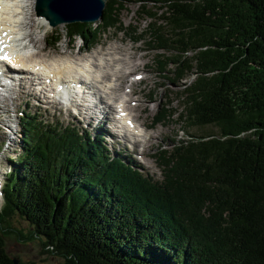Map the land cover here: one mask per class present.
<instances>
[{
	"label": "trees",
	"instance_id": "1",
	"mask_svg": "<svg viewBox=\"0 0 264 264\" xmlns=\"http://www.w3.org/2000/svg\"><path fill=\"white\" fill-rule=\"evenodd\" d=\"M131 4L149 22L128 29L157 51L168 82L194 77L176 92L181 121L219 132L161 150L159 182L111 154L101 128L80 134L25 111L0 221L25 218L28 238L63 264H264V0H107L100 22L67 24L70 42L127 33L121 14ZM12 259L0 234V264Z\"/></svg>",
	"mask_w": 264,
	"mask_h": 264
},
{
	"label": "rangeland",
	"instance_id": "2",
	"mask_svg": "<svg viewBox=\"0 0 264 264\" xmlns=\"http://www.w3.org/2000/svg\"><path fill=\"white\" fill-rule=\"evenodd\" d=\"M28 4L29 6L34 5V1L29 2ZM138 7L139 6L137 4H131L128 9L122 12L121 22L126 26V28L129 26L138 27L139 30H144L146 28L149 21L139 18ZM31 8V16L29 15L30 19L27 20V33L32 34L29 39L30 42L32 41V43H34L36 47L33 48V46L31 45V48L29 49L31 53L34 54L39 51L38 53H36V55L39 54L38 56L41 58L49 60L60 59L58 61L70 62L71 64L74 63L75 67L78 68V60H76L75 57L78 59H81L79 57H85V53H83L84 47L83 50L79 48V46L82 45V41L78 39L77 42L72 45L66 35L67 24H62L61 26L52 29L53 33L58 31L61 33L62 40L56 47L50 48V46H48L47 44V39L52 35V32L50 31V28L40 26L38 24L37 16H35V8ZM35 24L37 25V27ZM30 42L28 41L27 43L30 44ZM148 45L149 44L146 39H143L141 42H134L129 36H126L124 33L118 34L116 30H110L101 38V40L99 41V45L87 52V54L89 55V57L96 56V54L99 57V53L101 54V56L102 53H109V51H111L110 49L114 46L122 48V50H118L117 53H124V50L127 49L128 52L119 54L118 57L122 58L120 60L117 58V54L114 56L100 57L99 61L104 64L107 62V60L116 58L117 61H120V64L123 63V66L125 68H122V66L120 65H115L112 67V69L119 68L116 70V72L121 73V68L124 70H122L124 72V78H122L123 81L134 74L137 75L143 73L145 75L141 82L135 79L136 75L132 77L135 80H130L129 78L128 84L132 83V81H135V83L131 85L134 89H136L135 99L139 98V93H141V98L139 99L138 104H133L137 100H131L129 106L132 110L130 114L133 121L138 123V125L140 126H144L140 129L141 133L143 131V133L141 134L142 136L137 137V139L145 141L146 148L134 147L133 149L132 144L127 142H120L121 144H117L115 143L117 142L116 140H112L109 137L105 138V141L108 145V150L112 154L119 152L125 159H127L126 157L130 159L129 154H131L132 161L134 163L135 161H137L141 164V166H138L139 168H141L144 174H147L154 181L161 182L165 179L163 166L160 165L158 159V155L161 150H172L175 146H178V144L182 142V140L192 139V135H196L193 138L195 139L197 136L204 134H217L219 132V129L215 125H207L200 128L186 127L185 123L181 121V118L179 117V113L182 110V105L179 100H175L178 96L176 92L181 89L179 87H181V84L183 82H190L194 79V77L188 76L184 81L180 82L181 84L179 83V85L176 86H174L173 83L168 82V79L164 76L163 73H160L158 68L156 67L155 56L157 54V51L153 49L151 50ZM43 51L45 52V55L42 54ZM114 52L116 53V51H112L110 53ZM46 55L47 57L45 58ZM33 60L34 58L32 59V61ZM53 62H55L54 64H56L57 61ZM126 71H129L128 75ZM99 72L103 76L105 70H102L101 68V71ZM111 82L116 84V78H112ZM104 83L105 82H103L102 84ZM17 86L18 85H16V87ZM37 88L39 90V87ZM126 88L124 89L125 93H127ZM19 91L22 94L18 93L15 98H11L10 100L1 98L4 103L1 102L0 104V107H4V109H0V116L2 117V120H0V168L5 173V180L6 174L12 170L10 159H16L18 155L22 153L20 141V130L22 128V125L20 123V116L21 111H23L26 104L29 107L28 112L31 111V113L36 112L38 114H42L40 118H44L45 120L59 121L61 124H63V126L73 124L76 125L78 129H82L84 127V124L82 122L77 123L81 120L80 117H77L72 111L68 112V110H65L62 105H60L61 111H59L57 109L58 106L55 103L49 105L47 104L46 100L49 98H35L34 93H36V89L35 92L30 89V95L27 94L28 92L24 91V89L18 90V92ZM130 98L131 97H128L127 99L129 100ZM171 99L173 100V102L169 105L172 113L171 119L166 122H156L157 125H154L155 115L164 107L165 103H167ZM4 111H9V113H5ZM9 124L10 127H7V125ZM104 125L108 130L111 126H113L112 122ZM13 129H15L17 133L14 134V140L9 145L6 142L9 141V135H13ZM142 148L145 149L144 153H142L145 154L144 156L139 153ZM2 202L3 198L0 199V207L2 205ZM31 232V224L22 216L14 214L8 217L6 219V222L0 221V234H2L4 237V247L11 258H17L18 260H21L23 262H35L36 264H63L62 258L56 256L55 254L47 252L48 248L43 244V239H29L28 237Z\"/></svg>",
	"mask_w": 264,
	"mask_h": 264
},
{
	"label": "bare ground",
	"instance_id": "3",
	"mask_svg": "<svg viewBox=\"0 0 264 264\" xmlns=\"http://www.w3.org/2000/svg\"><path fill=\"white\" fill-rule=\"evenodd\" d=\"M33 1L34 0H25V2H24L25 3L24 4V14L23 15H21L23 12V10H21V9H17V8L11 9L8 6L4 7V11H6V14H0V19L2 20L1 28H2L3 32H9V35L1 38L0 40H2L4 42L5 40L9 39L10 35H13L15 38L20 37V36H24L26 41L30 42L29 38L32 36V34L27 33V30H28L27 29V23H28L27 20L30 19L29 15H30V11L32 10V8H31V6H29L28 3L33 2ZM18 14L21 15L22 20H21V17L18 18V16H20ZM35 16H36V14H35ZM76 16H80V14L75 13L69 17L75 18ZM38 18L40 20H43L45 23H48V21L46 20V18L44 16H40ZM59 26H61V25H59ZM36 27H37V25H36ZM49 41H47V44H48V46H50V48H52L51 45L49 44ZM31 45L33 46V48L35 47V44L32 43V41H31L29 46H28V50L31 48ZM80 49L83 50V47H80ZM110 50L111 51L108 50L109 53L108 52L102 53V56L99 53V57L97 56V54H96L97 57L96 56H90V57L88 56L89 57L88 58V57H79L78 56L81 59H78L75 57V59L78 60V62H77L78 68L75 67L74 63L71 64L70 62L58 61L60 59L49 60V59L41 58L38 56L39 54L36 55V53H38L39 51L32 54L31 56H27V57L23 56L21 54H17L15 57L7 60V63L3 65V70L5 73V77H6L7 82L10 84V86L15 87V90H14L15 92H18V90L24 89V91H27L28 92L27 94L30 95V93H31L30 89H32L33 92H35V89L37 87H39L38 93H34L35 98H37V99H40V97L46 98L48 93H50V91L52 90L51 86H49V85H52V83L47 85V87L44 86L46 79L44 77L43 69H46L49 71V73L52 77V82L56 83V84H58V78L61 79L62 83L69 84L67 82V75L70 72L77 71L78 73H80L82 75H87L90 72H92V70H93V73L91 74L93 81H86L85 82L84 80L78 79V82H81L85 85V88H86L85 90H92L93 89V95L90 97L91 101L93 103H91L90 105L86 104V106L81 107V109L84 110V114L82 117L86 120L97 123L98 126H104V124H106V121H111L114 123V127H116V128H114L113 126H111V127H113L112 128L113 133H120L121 134V142L122 143L129 141L130 143L133 142L132 144L134 145V147L146 148L145 147L146 142L143 140L137 139V137L142 136L140 129L142 127H144L143 125L142 126L138 125V123L134 122L133 119L131 118V120H129V121L134 125V128L117 126L118 122L115 119V116L120 112L121 107H123L125 109L126 114H129L131 116L130 112H132V110H131L129 105H130L132 98H130L129 100L127 99L124 103L120 102V98L122 95H125V96L128 95V93H125L124 89L126 88V86L133 88L131 85H133L135 83V81H132V83L128 84V79L132 75L129 76L128 78H126L124 81L122 79V78H124V74H123L124 70L122 69L124 66H123V63L120 64V61H119L122 58L118 57L119 54H121L122 52L117 53V51L118 50L121 51L122 48L114 46ZM112 51H116V53L115 52L110 53ZM98 52H100V51H98ZM103 52H105V51H103ZM126 52H128L127 49L124 50V53H126ZM44 53L45 52L43 51L42 54L45 55ZM124 53H122V54H124ZM114 55H117V58L119 59L118 61L116 58H114L112 60H107V62L104 64L99 61L100 57L114 56ZM46 57H47V55L45 56V58ZM33 58L35 61L34 60L32 61ZM53 61H57L56 64H54L55 62H53ZM91 61H93V62H91ZM85 62H89V64L86 67L84 66ZM122 62H123V60H122ZM66 63H68V64H66ZM40 65H43V66L41 67ZM115 65L116 66H119V65L122 66L121 73L116 72V70L119 68L112 69V67ZM50 66L53 69H47ZM101 68H102V70H105V73L103 76L101 73L100 74L96 73V72L101 71ZM126 73L128 75L129 71H126ZM134 75H136V74H134ZM69 76L72 78L73 77L75 78V75H73V74H70ZM113 76L116 78V84L111 82V79L114 78ZM42 80H45V81L43 82ZM103 82H105V83L102 84ZM16 85H18V86L16 87ZM18 93L22 94L20 91ZM84 98L85 99L89 98V95L87 93L84 94ZM16 99H14V100H16ZM1 102H3V101L0 97V104H1ZM46 102L48 105L54 103L50 99ZM111 104H113L114 106ZM71 105L77 106V107L79 106L76 103V95L72 96ZM2 107H0V109H4V107L3 108ZM57 109L59 111H61L60 108L57 107ZM74 112L77 113L76 110ZM86 116H88V117H86ZM110 138L112 140H116V137H114V135H110ZM116 141L117 142H115V143L121 144L118 140H116ZM104 142L107 145L106 141H104ZM144 150L145 149H143V153H144ZM126 158H127L126 160L129 162L128 157H126Z\"/></svg>",
	"mask_w": 264,
	"mask_h": 264
},
{
	"label": "water",
	"instance_id": "4",
	"mask_svg": "<svg viewBox=\"0 0 264 264\" xmlns=\"http://www.w3.org/2000/svg\"><path fill=\"white\" fill-rule=\"evenodd\" d=\"M104 7V0H39L37 11L53 26H58L63 23L98 21L103 17ZM75 13L80 16L69 17ZM12 260L14 264L20 262L17 258Z\"/></svg>",
	"mask_w": 264,
	"mask_h": 264
},
{
	"label": "snow or ice",
	"instance_id": "5",
	"mask_svg": "<svg viewBox=\"0 0 264 264\" xmlns=\"http://www.w3.org/2000/svg\"><path fill=\"white\" fill-rule=\"evenodd\" d=\"M3 41L0 40V44H2ZM0 60H9V57L7 55L0 56Z\"/></svg>",
	"mask_w": 264,
	"mask_h": 264
}]
</instances>
